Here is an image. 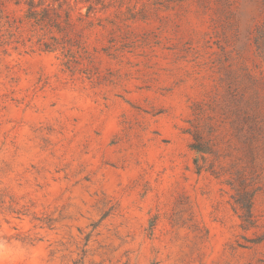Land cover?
I'll return each instance as SVG.
<instances>
[{
  "label": "rangeland",
  "instance_id": "1",
  "mask_svg": "<svg viewBox=\"0 0 264 264\" xmlns=\"http://www.w3.org/2000/svg\"><path fill=\"white\" fill-rule=\"evenodd\" d=\"M105 2L1 0L0 264H264V0Z\"/></svg>",
  "mask_w": 264,
  "mask_h": 264
},
{
  "label": "trees",
  "instance_id": "2",
  "mask_svg": "<svg viewBox=\"0 0 264 264\" xmlns=\"http://www.w3.org/2000/svg\"><path fill=\"white\" fill-rule=\"evenodd\" d=\"M1 3V0H0ZM25 18L36 27L41 28L48 39L40 38V47L46 51L65 48L64 36L77 24H92V13L106 11L109 4L105 0H24ZM85 7V11L82 8ZM69 51V50H68ZM68 51L64 53L68 55ZM63 52V51H62ZM72 59L66 57L62 62L67 70H72ZM195 147V146H194ZM195 149L201 151L200 148ZM246 215L251 214V198L237 200Z\"/></svg>",
  "mask_w": 264,
  "mask_h": 264
}]
</instances>
